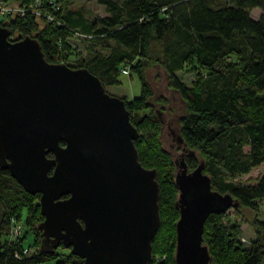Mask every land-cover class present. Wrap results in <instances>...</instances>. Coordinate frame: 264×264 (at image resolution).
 Returning a JSON list of instances; mask_svg holds the SVG:
<instances>
[{"label": "trees", "instance_id": "1", "mask_svg": "<svg viewBox=\"0 0 264 264\" xmlns=\"http://www.w3.org/2000/svg\"><path fill=\"white\" fill-rule=\"evenodd\" d=\"M5 1L19 7L34 2ZM50 1L42 0V10L62 26L30 13L0 19V25L18 40L35 39L48 63L85 68L103 87L118 85L123 67H128V75L131 71L137 75L141 95L121 99L140 135L134 141L138 161L157 172L160 225L151 243V264H175L179 218L175 168L158 137L160 110L169 100L155 95L144 73L152 67L161 69L167 90L183 104L178 137L190 152L185 161L188 172L202 161L213 190L230 194L238 202L235 210H252L255 202L264 198V173L250 186L237 185L228 178L264 165V0H124L122 4L98 0L105 15L92 20L85 18L82 10L70 9L68 0H53L59 11L53 10ZM256 8L262 14L254 20L250 11ZM75 33L84 38L75 37ZM73 40L89 43L86 61L78 60ZM189 65L197 68L191 88L177 78ZM150 98L154 104L147 103ZM153 108L150 116H140L141 111ZM167 164L171 166L169 174L165 172ZM38 198L24 192L0 169V264H82L63 246L40 252ZM224 214H211L204 224L202 244L208 248L209 264H264V222L250 223L256 238L244 250L237 240L239 230L222 226ZM23 216L37 248L31 254L23 233L15 241L9 238L12 219L20 221ZM162 255L163 260L153 259Z\"/></svg>", "mask_w": 264, "mask_h": 264}, {"label": "water", "instance_id": "2", "mask_svg": "<svg viewBox=\"0 0 264 264\" xmlns=\"http://www.w3.org/2000/svg\"><path fill=\"white\" fill-rule=\"evenodd\" d=\"M10 36L0 25V169L39 196L40 252L63 246L82 264H151L157 172L138 161L124 100L85 68L48 63L35 39ZM177 164L175 264H209L204 224L238 202L211 188L202 161L190 172Z\"/></svg>", "mask_w": 264, "mask_h": 264}, {"label": "rangeland", "instance_id": "3", "mask_svg": "<svg viewBox=\"0 0 264 264\" xmlns=\"http://www.w3.org/2000/svg\"><path fill=\"white\" fill-rule=\"evenodd\" d=\"M111 1L117 4H122L124 2V0ZM68 2L70 9L82 10L84 17L88 20H92L97 17L100 18L105 15L104 7L98 4V0H68ZM261 14L262 11L258 8L250 11V17L254 20L258 19ZM42 26V22L39 21V27L41 28ZM17 40L18 39L16 34L10 36V41ZM72 43L73 46L76 47L78 60L86 61L90 57L88 51L89 43L81 41L75 42L74 40L72 41ZM196 69V67L190 65L186 66L182 72L177 74V78L186 87L191 88L193 83L195 82V74L197 73ZM144 76L146 84L149 86V88L153 89L155 95L166 96L169 100L168 109H161L160 112L162 113V116L159 118L156 116V118H158V120L160 121V129L158 135L160 141L159 143L165 154L168 155L169 160L173 162L174 160H177L178 155L182 153V146L177 144V137L179 136L178 116L182 115L181 113L183 112V104L176 94L167 90L164 74L161 69H159L158 67H152L151 69L145 71ZM118 81V85L104 86L105 92L118 98H126L127 100H132L141 95V84L134 71H131L130 75L121 73L120 75H118ZM147 103L154 104V99H148ZM154 108L143 110L139 114L140 116H150L153 113ZM245 151H247V148H245ZM200 160L201 158L198 159V161ZM170 168L171 166L169 164L165 166L166 174H169ZM173 168L174 167L172 166V169ZM262 173H264V165L253 169L246 175L233 176L229 177L228 179L240 186H250L255 184L254 181ZM37 220H39L40 223L43 219L42 217H39L37 218ZM253 220L264 222V198L261 200H257L252 210L246 208H240L238 210H227L221 219V224L227 229L237 228L239 230L237 240L240 246L244 250H247L256 238L254 231L250 226V223ZM19 224L21 226L23 236L25 237L24 244L27 248L30 249L28 253L31 254L37 250V248L34 247V235L29 230V228L25 226L24 216L20 219ZM4 240H6V238ZM57 251L62 252L61 249H58ZM160 258L161 260H163L165 256H155L153 259L157 260Z\"/></svg>", "mask_w": 264, "mask_h": 264}, {"label": "built area", "instance_id": "4", "mask_svg": "<svg viewBox=\"0 0 264 264\" xmlns=\"http://www.w3.org/2000/svg\"><path fill=\"white\" fill-rule=\"evenodd\" d=\"M53 0L50 1L54 11H59V5L53 4ZM32 14L35 17H42L50 23H54L57 26H62V24L55 20L52 14L44 13L42 10V0H34L31 4L25 7L14 6L10 4L9 1L0 0V19L7 21L11 17H24L27 14ZM75 37L84 38L82 35L75 33ZM128 67H123L121 69L122 74H128ZM22 234V229L19 221L12 219L10 226L9 238L11 241H15Z\"/></svg>", "mask_w": 264, "mask_h": 264}, {"label": "flooded vegetation", "instance_id": "5", "mask_svg": "<svg viewBox=\"0 0 264 264\" xmlns=\"http://www.w3.org/2000/svg\"><path fill=\"white\" fill-rule=\"evenodd\" d=\"M169 104V103H168ZM168 104L164 105L165 107H162L163 109H168ZM162 114L159 115V117H161ZM177 144L182 146L181 147V150H182V153L178 155V158L177 160H174L172 163H173V166H176L178 165L177 163H179L182 159L184 160V162L186 161L187 157L190 156V152L188 149H186L184 147V145L182 144L181 140L179 139V137H177ZM177 161V162H176Z\"/></svg>", "mask_w": 264, "mask_h": 264}, {"label": "crops", "instance_id": "6", "mask_svg": "<svg viewBox=\"0 0 264 264\" xmlns=\"http://www.w3.org/2000/svg\"><path fill=\"white\" fill-rule=\"evenodd\" d=\"M126 99V98H125Z\"/></svg>", "mask_w": 264, "mask_h": 264}]
</instances>
